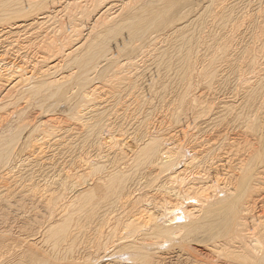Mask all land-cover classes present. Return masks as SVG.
Masks as SVG:
<instances>
[{"label": "rangeland", "instance_id": "1", "mask_svg": "<svg viewBox=\"0 0 264 264\" xmlns=\"http://www.w3.org/2000/svg\"><path fill=\"white\" fill-rule=\"evenodd\" d=\"M22 1L28 11L30 0ZM82 1L47 0L51 15L44 21H37L41 15L15 22L0 16V76L34 79L18 88L19 95L0 87V146L9 153L0 165V264L26 249L50 261L57 257L58 264H130L117 244L153 234L150 222L137 231V219L169 225L190 209L187 222L170 226L200 227V242L192 246L204 251L190 258L187 242L166 238L154 260L264 264V0ZM33 20L42 26L18 28ZM142 25L143 33L133 36L130 29ZM74 27L78 37H72ZM85 37L90 46L106 41L107 59L78 64L89 50L79 47ZM27 85L40 89L30 96ZM155 140L160 153L175 160L173 168L159 152L146 158ZM98 182L106 192L78 211L79 192ZM206 187L219 203L203 208L199 197ZM236 207L238 239L233 229L217 238L203 235L206 213L219 209L222 224H231ZM71 214L64 239L60 227Z\"/></svg>", "mask_w": 264, "mask_h": 264}, {"label": "bare ground", "instance_id": "2", "mask_svg": "<svg viewBox=\"0 0 264 264\" xmlns=\"http://www.w3.org/2000/svg\"><path fill=\"white\" fill-rule=\"evenodd\" d=\"M22 1V0H21ZM21 1L20 0H0V16L1 15H5L4 16V19L6 18V20H8L9 22L10 21H16V19L18 18V20H19V18L21 19V17H24V18H28L30 15H36V16H38V15H41V16H44V17H38V19H37V21H39V20H43L44 18H46L47 17V15H49L50 13H47V11H46V9H47V7L45 8V6H47V0H43L42 2H40V0H39V3L38 2H36V3H34V2H32L31 0L30 1H28L27 3H28V11L26 10V8H23L22 6V8L20 7V3H21ZM35 1V0H34ZM79 1H81V0H79ZM84 2L86 1V0H83ZM82 1V2H83ZM22 2H26V1H22ZM32 2V3H31ZM74 2L76 3L77 2V0H74ZM81 2V3H82ZM160 2V1H159ZM24 4V3H23ZM26 4V3H25ZM26 6V7H27ZM68 6V5H67ZM68 8V7H67ZM37 9V11H39V14H38V12H37V14H33L34 13V11ZM43 9V10H42ZM40 11H41V13H40ZM43 11V12H42ZM59 11V10H58ZM58 11H57V13H58ZM55 12V11H54ZM53 14V13H52ZM100 13H98L97 15H96V17L99 15ZM21 15V17H19ZM51 15V14H50ZM54 15V14H53ZM55 15H57L56 13H55ZM3 16H1V17H3ZM101 16H102V14L94 21L95 22V24L96 23H98V21L101 19ZM160 16H161V14H157L156 15V18L157 19H159L160 18ZM0 17V19H2ZM49 17H51V16H49ZM54 17V16H53ZM53 17H52V19H53ZM48 18V17H47ZM52 19H50V20H52ZM45 20V19H44ZM43 20V21H44ZM48 20H49V18H48ZM48 20H46V21H48ZM1 21V20H0ZM3 21V20H2ZM1 21V22H2ZM14 21V22H15ZM37 21H35V20H33V21H31L32 23H28V24H26L27 23V21H24V22H20L21 24H20V27L18 26V28H21V26H24L25 27V31H26V28H27V26H32L33 24H35L36 23V27L37 26H42L41 24H43V22H39L40 24L39 25H37L38 23H37ZM45 21V22H46ZM153 21H154V18H153ZM1 22H0V24H1ZM4 22H5V20H4ZM3 22V23H4ZM17 23V22H16ZM15 23V24H16ZM47 23V22H46ZM7 24V23H6ZM11 24V23H10ZM94 24V26H93V28H95L96 27V25ZM0 26H2V25H0ZM5 26V25H4ZM6 26H8V25H6ZM5 26V27H6ZM34 26V25H33ZM44 26V25H43ZM74 26V25H73ZM91 26V25H90ZM118 26V25H117ZM117 26L115 27V28H117ZM120 27H121V25H119ZM118 26V29H122V28H120ZM3 27V26H2ZM1 27V28H2ZM23 27V28H24ZM9 28V27H8ZM17 28V27H16ZM18 28H17V30H18ZM22 28V29H23ZM34 28H35V26H34ZM91 28H92V26L90 27V30H91ZM110 28V27H109ZM114 28V26L112 27V29ZM115 28L113 29V30H111V28L109 29V31H114L115 30ZM73 29H75L74 30V33H73V35H72V37H74V36H77L78 35V29L76 30V28L74 27ZM143 29H144V26L142 25V26H140V28L139 29H130V31H131V33H132V35L133 36H137V35H139V34H141V33H143ZM2 29H0V31H1ZM5 30V29H4ZM3 30V36H4V32L5 31H7V29L4 31ZM12 30V29H11ZM15 30V29H14ZM28 30V29H27ZM29 30H31L30 28H29ZM117 30V29H116ZM9 31V30H8ZM22 31V30H21ZM24 31V29H23V32H25ZM32 31V30H31ZM30 31V32H31ZM73 31V30H72ZM109 31H108V34H109ZM118 31H122V30H118ZM17 32V31H16ZM15 32V33H16ZM18 32H19V30H18ZM18 32H17V34H18ZM22 32V33H23ZM14 33V32H13ZM14 33V34H15ZM22 33H21V35H22ZM29 33V32H28ZM91 33V32H90ZM8 34V33H7ZM12 34V33H11ZM27 34V33H26ZM1 35V34H0ZM13 35V34H12ZM28 35V34H27ZM66 35V34H65ZM11 36V35H10ZM14 36H16V34L14 35ZM13 36V37H14ZM19 36V35H18ZM7 37V36H6ZM5 37V38H6ZM17 37V36H16ZM64 37V36H63ZM78 37V36H77ZM88 37V36H87ZM10 38V37H9ZM19 38V37H18ZM24 38V37H23ZM68 38V37H67ZM86 38V37H85ZM12 39V38H11ZM70 40H71V38H69ZM98 39V38H97ZM0 40H2V39H0ZM5 40V39H4ZM10 40V39H9ZM15 40V39H14ZM67 40V39H66ZM73 40H74V38H73ZM99 40V39H98ZM90 41V40H89ZM108 41V40H107ZM8 43H9V41H7ZM49 42H51V41H49ZM54 42H55V39H54ZM65 42V41H64ZM69 42V41H68ZM71 42H72V40H71ZM86 42H87V38H86V40L81 44V45H79V47H83V46H85V44H86ZM92 42H94V41H92ZM104 41L102 40V41H100L99 43L97 42V44H95V43H92L91 44V42H90V44H91V46L90 45H88L89 43H87L86 45H87V50H88V52H86V53H84L80 58H78L77 60H78V64H80L81 66H83V67H85V68H87L88 66H90V63H91V61L92 60H99V58L101 59V58H103V57H105L106 55H108L107 54V50L109 49H107V45L105 44V42L103 43ZM111 42V41H110ZM184 42V44H182V48H185V50H186V48H187V46H188V44H186V41H183ZM3 43V42H2ZM13 43V42H12ZM20 43V42H19ZM41 43V42H40ZM52 43H53V41H52ZM67 43V42H66ZM107 43V42H106ZM109 43V42H108ZM51 44V43H50ZM53 44H55V43H53ZM43 45V44H42ZM190 45V44H189ZM47 46V45H46ZM89 46V47H88ZM79 47L78 48H76L75 47V49L72 51V52H74V53H76L75 51H78V49H79ZM94 47L96 48L97 47V49H95V52H93L94 51ZM99 47V48H98ZM1 48V47H0ZM30 48V47H29ZM37 48V47H36ZM46 48V47H45ZM55 48V47H54ZM57 48V47H56ZM60 48V47H59ZM7 49V48H6ZM40 49V48H39ZM58 49V48H57ZM82 49V48H81ZM44 50V48H42V51ZM51 51V50H50ZM55 51V50H54ZM38 52H39V50H38ZM37 52V53H38ZM48 52V51H47ZM59 52H61L62 53V51H59ZM58 52V53H59ZM72 52H71V55H72ZM9 53H10V51H9ZM50 53V52H49ZM54 53V52H53ZM56 53V52H55ZM106 53V54H105ZM60 54V53H59ZM25 55V54H24ZM44 55H46V53L44 54ZM54 55H56V54H54ZM69 55V54H68ZM71 55H70V57H71ZM47 56V55H46ZM26 57V56H25ZM23 58V57H22ZM42 58H45L44 56L43 57H41V59ZM47 58V57H46ZM45 58V59H46ZM52 58H53V56H52ZM106 59H107V56H106ZM10 60V59H9ZM44 60V59H43ZM1 61V60H0ZM11 61H12V58H11ZM46 61V60H45ZM45 61H42L43 63L45 62ZM3 62V61H2ZM47 62V61H46ZM41 63V62H40ZM7 64V63H6ZM22 67V66H21ZM25 67V66H24ZM33 67V66H32ZM31 67V68H32ZM52 67H55V65H53ZM7 69V68H6ZM21 69V68H20ZM84 69V68H83ZM11 70V69H10ZM24 70V69H23ZM34 70V69H33ZM9 71V70H8ZM15 71V70H14ZM0 72H3V71H0ZM5 72H6V70H5ZM26 73H24V71H22V73H24L25 75L27 74V71H25ZM9 73V72H8ZM7 72L6 73H3L4 74V76H5V74H8ZM13 73L14 72H12L11 73V75H13ZM20 73V72H19ZM21 73V74H22ZM17 74L18 73H16L15 72V74H14V76H15V78H17ZM23 74V75H24ZM32 74V73H31ZM30 74V75H31ZM35 74V73H34ZM11 75H10V78H12L11 77ZM23 75H21V79L23 78ZM29 75V76H30ZM36 75V74H35ZM9 76V75H8ZM13 76V77H14ZM19 76H20V74H19ZM18 76V77H19ZM31 76H33V74L31 75ZM0 77H2L3 79H0V87H1V89H4V86L6 85L7 87H11V88H14V89H16L17 91H18V88L20 89L21 88V86L22 85H25V83L26 82H28V81H30L31 79H32V81H34V79L33 78H31L30 80L28 79V76L26 77L27 79H24L23 81L22 80H18V79H16V80H18V81H16V82H14V80H12V79H6V77L4 78L2 75L0 76ZM35 77V76H34ZM31 81V82H32ZM23 82V83H22ZM30 82V83H31ZM22 83V84H21ZM21 84V85H20ZM20 85V87H18ZM35 85V84H34ZM42 86H44V85H41V87ZM3 87V88H2ZM17 87V88H16ZM34 87H36V86H34ZM54 87H56V88H58V86L56 85V82H50L49 84H48V88H54ZM11 88H8V90L9 89H11ZM24 89V88H23ZM26 89V88H25ZM40 89V87H38L37 89H34L33 88V86H29L28 87V85H27V90H28V93L30 92L31 94H30V96L33 94V92L35 93L37 90H39ZM7 90V89H6ZM0 91H3V90H0ZM14 92L13 90H10V92ZM16 91V92H17ZM22 91V90H21ZM9 92V93H10ZM16 92H15V94H16ZM24 92H26L25 90H24ZM38 92V91H37ZM36 92V93H37ZM4 93H8V91H6V92H4ZM8 93V94H9ZM27 93V92H26ZM3 94V93H2ZM8 94H6L7 96H8ZM11 94V93H10ZM15 94H12V95H14L15 96ZM20 94H22V92L20 93ZM18 95H19V91H18ZM23 95V94H22ZM24 95H26V94H24ZM54 95H59V97L60 96H62V92H61V90H60V88H58L57 89V91L54 93ZM11 96V95H10ZM0 97H3V96H0ZM6 96H5V94H4V98H5ZM9 97V96H8ZM7 97V98H8ZM20 98L19 99H21V96H19ZM10 98V97H9ZM3 98H1V100H2ZM5 100H6V98H5ZM5 100H3V102L5 101ZM21 101V100H20ZM19 102V101H18ZM2 103V101L0 102V104ZM8 103V102H7ZM2 105V104H1ZM6 105V104H5ZM50 121V120H49ZM101 121V116L99 117V121H98V123ZM50 123V122H49ZM46 124H47V122H46ZM51 124H53V123H51ZM43 125H45V124H43ZM49 125V124H48ZM53 125H55V122H54V124ZM93 126V125H92ZM91 126V127H92ZM48 127V126H47ZM50 127H52V126H49V128ZM54 127V126H53ZM52 127V128H53ZM93 127H95V125L93 126ZM37 128V127H36ZM46 128V127H45ZM38 129V128H37ZM37 129H35V130H37ZM91 129H93V128H91ZM34 129H32V131H33ZM34 130V132H37V131H35ZM47 130V129H46ZM46 132H49V131H46ZM45 132V133H46ZM30 133H31V131H30ZM33 133V132H32ZM51 136V135H50ZM159 141V140H158ZM157 140H155V141H153V142H151V143H149V145H147L146 146V150H145V152H144V154H145V156H146V158L148 157V158H150V157H152V156H155L156 155V153L157 152H159V154H160V156H162V158H165L166 159V161H164V165H165V167H167L168 169L169 168H173L175 165V163H174V161L175 160H173L172 158H170V156H166L168 153H160V149L158 150V148H160L159 146H160V142H158ZM2 146H0V165L4 168V166L6 165H4L3 166V162L4 161H6L7 162V160L6 159H8V158H5V156H9V155H7V154H9V153H7L6 154V152H8L7 151V149H5L4 148V146L1 148ZM4 148V149H3ZM159 154H158V156H159ZM5 158V160H3ZM2 163V164H1ZM8 163V162H7ZM166 168V169H167ZM171 170V169H170ZM175 177H177V176H175ZM100 182H98V183H96L94 186H92L90 189H83V191L82 192H79V194H78V197L82 200L81 202H82V204H83V206H81V207H79L78 208V211H83V210H85V208H87V206L89 205V206H91V205H93V203H95V201L96 200H98L99 199V197H100V194H104L105 192H106V185L104 186V183L102 182V183H100ZM99 184V185H98ZM250 188H246V189H243V191H242V193L238 196V198L236 199V206L238 205V200H243L244 199V195L246 194V192L249 190ZM220 191V190H219ZM201 194H200V199H199V202H201V204H204L202 207L203 208H205L206 206H212V205H215V204H218L219 203V201H216V200H212V198L213 197H211L210 196V194H209V192H208V189H207V187L206 188H204V189H201ZM215 196V195H214ZM216 201V202H215ZM80 202V203H81ZM215 203V204H214ZM81 205V204H80ZM174 210H175V208H173ZM173 209H169L168 211H170V210H173ZM236 210H237V207H236V209H235V211H230V215H231V217H232V221H231V224H222V222H221V219H220V214H221V211L218 209V210H215V211H209L210 212V214H207L206 213V218H205V221H204V227H203V229H204V233H203V235L206 237V238H217V237H219L220 235H224V234H228V233H231L232 232V229H233V227L234 226H236V227H240V226H242V224H239L238 223V220H237V218H238V214H237V212H236ZM73 211V210H72ZM192 211L193 210H189V212H182L181 214H180V216H178V214L176 213L175 215H176V221H180V220H182V221H185V222H187L188 220H189V217L191 216H193V213H192ZM76 212V211H75ZM74 212V213H75ZM177 212H179V211H177ZM169 213H171V214H173L174 213V211L173 212H169ZM148 218V217H147ZM152 217H150V219H151ZM143 219H145L144 217H143ZM153 220V219H152ZM175 220H173V221H171V220H169V221H167V223L169 224V225H161V224H157L158 222H154V221H150V220H148L147 219V221H142L141 219H137V222H138V225H137V223L136 224H134V225H136V227H137V231H140L141 229H142V227H139L142 223L143 224H145V223H147V224H149V222L150 223H152V224H150V225H152V227H153V229L150 231V232H152L153 234L152 235H149L148 236V238L146 239V236H145V239H146V241L145 240H143V239H141L140 241H142L141 243H139L138 241V243H129V242H121V243H119V244H117V245H119L120 247H123V249L124 250H126L127 252H128V255H129V260H130V264H162V262L161 261H159V260H154V255L155 254H158L160 251H158V250H160V246H163L162 244H161V242H160V240L162 241L163 239H164V241L166 240V238H167V242H168V240H170V242H171V240L174 238V239H178V240H180L181 242H184V243H188V246L186 247V253L190 256V258H194V259H197V257L194 255V253H197V254H199V253H202L203 251H204V248L202 249V246H197V247H193L192 246V243H194V242H200V240H199V237L200 236H197V233H198V231H199V228H194V227H192V226H189V225H185V226H175V227H171L170 225L175 221ZM74 220H73V216H72V214L70 215V216H65V218H64V220H63V224L61 225V227H60V234L62 233V235H64V234H66V232L69 230V228H70V226H71V223L73 222ZM136 221V220H135ZM134 223V222H133ZM147 224H146V227H147ZM55 225H56V223H54L53 225H50V227H49V230L50 231H55L54 229V227H55ZM142 226V225H141ZM144 226V225H143ZM219 226H221V230L219 231H217L216 233L214 232V228H218ZM145 227V226H144ZM146 227H145V229H146ZM140 230H139V229ZM148 228V227H147ZM143 230V229H142ZM150 230V229H149ZM145 232H146V230H145ZM148 232V231H147ZM146 232V233H147ZM139 233V232H138ZM141 233V232H140ZM144 233V232H143ZM142 233V234H143ZM151 234V233H150ZM233 234H234V238L235 239H238L239 237H240V230H238L237 228L234 230L233 229ZM62 235L60 236V240H62V241H64V239H65V235H64V239H62ZM143 235H146V234H143ZM139 236V235H138ZM141 236L142 235H140V238H141ZM152 236V237H151ZM144 237V236H143ZM59 237H57L56 238V240L58 239ZM150 238V239H149ZM244 239V237H241L239 240H243ZM148 240V241H147ZM19 241V240H18ZM145 241V242H144ZM164 241H163V243H164ZM56 242V241H55ZM57 242H59V241H57ZM56 242V243H57ZM61 242V241H60ZM59 242V243H60ZM177 244V243H176ZM116 245V244H115ZM114 245V246H115ZM18 246V245H17ZM174 246V245H173ZM19 247V246H18ZM199 247V248H198ZM2 249H3V247H2ZM5 249V248H4ZM3 249V250H4ZM18 249V248H17ZM116 250H117V248H115ZM119 249V248H118ZM198 249V250H197ZM16 250V249H15ZM15 250H14V252H15ZM19 250V249H18ZM120 250V249H119ZM7 251V250H6ZM17 251V250H16ZM20 251V250H19ZM18 251V252H19ZM118 251V250H117ZM183 251V250H182ZM177 253H179V252H174L173 254H177ZM110 254V253H109ZM113 254V253H112ZM8 255V254H7ZM6 255V256H7ZM4 256H5V254H4ZM11 256V255H10ZM10 256H8V257H10ZM19 258H17V259H11V260H9L8 259V263H6V264H58V261H56V262H54V259H56V258H53L51 261L48 259V258H45V257H40L38 254H36L35 252H33L32 254H28V249H26V250H23V251H20V253H19ZM108 256H111V257H113L112 255H108ZM105 256H103V257H101V258H104ZM107 257V256H106ZM5 258V257H4ZM108 258V257H107ZM51 259V258H50ZM168 258H166L165 256L161 259V260H164V261H166ZM102 260V259H101ZM106 260V259H105ZM114 261V260H113ZM168 261V260H167ZM104 262V261H103ZM102 262V263H103ZM109 262H111V261H109ZM115 262H117L116 260L114 261V263ZM260 262H263L262 260L260 261ZM60 263H61V261H60ZM114 263H112V264H114ZM190 264H198V262H196L195 263V261H190Z\"/></svg>", "mask_w": 264, "mask_h": 264}]
</instances>
